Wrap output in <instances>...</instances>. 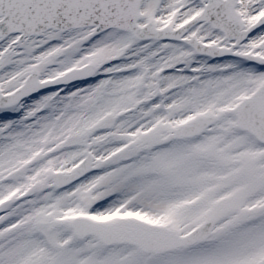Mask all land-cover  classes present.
<instances>
[{
  "label": "snow or ice",
  "instance_id": "snow-or-ice-1",
  "mask_svg": "<svg viewBox=\"0 0 264 264\" xmlns=\"http://www.w3.org/2000/svg\"><path fill=\"white\" fill-rule=\"evenodd\" d=\"M0 264H264V0H0Z\"/></svg>",
  "mask_w": 264,
  "mask_h": 264
}]
</instances>
